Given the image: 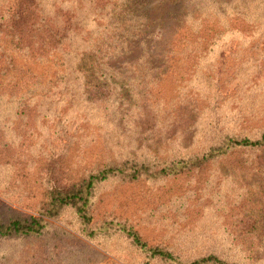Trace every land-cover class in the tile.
<instances>
[{
    "label": "rangeland",
    "instance_id": "obj_1",
    "mask_svg": "<svg viewBox=\"0 0 264 264\" xmlns=\"http://www.w3.org/2000/svg\"><path fill=\"white\" fill-rule=\"evenodd\" d=\"M23 6L76 10L90 36L78 68L62 65L67 47L39 59L5 37ZM0 57L1 219L40 217L52 184L112 161L165 164L264 132V0H0ZM90 216L93 230L124 222L185 263L264 264V146L156 181L109 179ZM45 219L39 236L0 238V264L146 260L121 234L85 237L72 210Z\"/></svg>",
    "mask_w": 264,
    "mask_h": 264
},
{
    "label": "trees",
    "instance_id": "obj_2",
    "mask_svg": "<svg viewBox=\"0 0 264 264\" xmlns=\"http://www.w3.org/2000/svg\"><path fill=\"white\" fill-rule=\"evenodd\" d=\"M21 8V10L16 9L10 18V22H8L9 24L3 28L2 32L5 37L17 35L18 42L27 44V47H24L28 49V53L39 59L48 58L52 55L51 53L61 47H67L66 60H61L62 65H69L73 59L75 67L78 68L76 63L83 60V56L89 47L86 44L90 42V36L88 32H85V26L77 20L76 10H59L57 16L51 18L36 6H23ZM106 54L108 55V53ZM52 59L56 63L60 61V58L54 57ZM99 60H103V57L100 56ZM2 69L0 67V70ZM5 69H7V65ZM33 93L32 89H26L22 95L17 97L20 101H26V97L28 98V95L31 96ZM61 122L58 123L56 130L66 132L65 126ZM75 138L81 139L83 134H77ZM259 146H264V132L258 139L226 136L220 143L211 146L201 155L175 159L165 164L155 165L131 159L120 163L112 161L109 165L90 172L86 177L77 181L67 184H52L46 190L45 202L38 211L40 217L0 218V238L39 236L48 227L45 218L56 219L67 210H72L81 224V233L85 237L96 240L113 234H121L133 248L145 255L144 264H149V260L153 259H160L167 264H237L227 262L214 254L200 257L189 263L182 262L171 251L160 246L148 245L124 222L106 221L93 230L89 227L91 223L90 209L97 187L109 179L116 178L130 182L141 179L156 181L179 175L185 171L198 170L235 149H253Z\"/></svg>",
    "mask_w": 264,
    "mask_h": 264
}]
</instances>
